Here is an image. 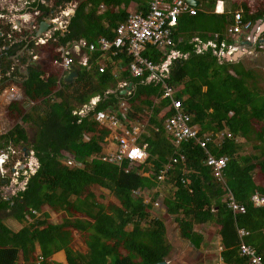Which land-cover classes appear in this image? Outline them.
<instances>
[{
    "label": "trees",
    "instance_id": "16d2710c",
    "mask_svg": "<svg viewBox=\"0 0 264 264\" xmlns=\"http://www.w3.org/2000/svg\"><path fill=\"white\" fill-rule=\"evenodd\" d=\"M66 1L70 0H55L54 5ZM146 1L74 0L67 31L55 34V42L42 46L48 52L47 66L28 65L26 77L14 73L23 101L7 107L10 130L0 136V142L6 139L4 147L12 144L32 150L39 169L16 197L5 202L0 196V214L22 227L14 232L0 218V264H161L172 252L167 226L159 219H151L150 204L134 191L158 187L160 171L177 155L184 162L172 166L160 185L170 190L162 205L168 216L180 218L181 240L199 249L208 237L203 228L214 225L223 263L249 264L239 253L238 230H245L249 232L246 244L264 259V208H255L251 202L256 194L264 196L262 78L240 63H221L211 52L197 54L190 43L195 36L205 39L209 34L222 33L229 25L227 17L201 10L194 16L181 15L172 46L161 50L148 45L142 53L154 64L162 63L170 50L188 54L172 62L166 83L176 87V98L180 99L182 111L191 117L190 126L198 129L200 139L224 134L217 147L208 145L211 155L228 159L222 183L213 179L205 166V152L194 143L173 147L163 130L164 120L174 112L170 101L158 100L161 86L146 83V74L132 77L127 69L131 60L125 54L88 53L87 65L79 66L78 77L69 85L63 82L66 72L52 64L54 59L60 60L57 47H71L82 41L96 43L99 38L112 41L117 25L128 18L130 5L136 3L144 12ZM206 1L208 9L218 5L217 0ZM248 3H242L244 19L256 22L264 16V3L255 10L248 8ZM236 6L234 3V9ZM23 46H17V51ZM9 53L8 58L0 60L3 75L11 65ZM103 55L105 68L100 73L98 60ZM119 81L132 83L129 95L113 91ZM108 90L113 92L106 93ZM96 96L100 100L93 111L84 117L72 114ZM120 101L129 107L132 119L141 118L144 106L150 111L145 133L137 141L147 145V159L128 173L124 171L127 162L118 167L101 161L108 130L94 118L100 111L117 109ZM25 125L35 129L31 140ZM245 145L252 151L245 153ZM65 158H71L77 166H67L62 162ZM94 189L100 191L98 196ZM229 192L244 209L242 213L234 215L227 208L224 200ZM106 194L111 200L104 203ZM157 198L155 193L152 200ZM40 213L43 218L36 219ZM50 213L61 215V221L51 223ZM76 232L81 249L87 252L74 248Z\"/></svg>",
    "mask_w": 264,
    "mask_h": 264
},
{
    "label": "built area",
    "instance_id": "2783aa9c",
    "mask_svg": "<svg viewBox=\"0 0 264 264\" xmlns=\"http://www.w3.org/2000/svg\"><path fill=\"white\" fill-rule=\"evenodd\" d=\"M54 1L0 0V26L7 27L10 30L7 34L2 33L0 30V39L8 43L16 41L18 44L25 43L26 45V47L24 45L25 49H21L17 56L13 57V62L4 75L0 68V82L6 79H12L13 81L7 97L9 104L23 101V94L18 88L19 79L13 77L17 70L21 72L22 69H26V66L19 59L20 54L28 55L30 62L37 63L39 61L38 49L48 45L50 41L55 42V34L63 35L67 31L69 21L74 14L75 2L70 0L54 5ZM217 1L218 5H220V0ZM247 1H250V4H248L250 9L253 8L255 1L264 3V0ZM218 5L213 10L214 13H217ZM100 8L103 10V6H100ZM121 9H124V7L121 6ZM198 10H200V6L194 7L187 0H147L144 12L134 10L130 12L126 21L117 25L114 31L115 37L112 41L106 38H99L96 43L82 41L79 44L72 45L79 52L78 59L69 55L67 48L71 47H57L55 52L59 54L60 60L56 58L52 61V64L66 72L75 63L79 66H86L88 53L90 52H111L112 55L117 53L125 54L131 60L127 69L132 77L142 78L146 74V83L153 82L161 86V94L158 100L168 99L170 101L174 112L164 120L163 130L171 138L173 147L178 149L182 143H194L205 152V166L211 170L213 179L222 183L228 159L226 157L216 158L211 155L208 152V145L213 144L217 147L218 143L223 140L224 134H218L214 137L206 135L203 139H200L198 137V129L190 126L191 117L182 111L180 99L176 98V87L166 83L172 62L182 57L186 58L188 54L183 56L176 50H170L169 55L160 64H154L142 56L148 45L156 46L161 50H166L172 46V36L178 18L185 14L194 16ZM44 21L48 22V28L45 32H40L38 36L40 25ZM257 21L260 22L256 25ZM257 21H245L244 12L240 11L233 15L232 24L226 29L225 33L209 34L205 39L195 36L190 43L194 45L197 54L211 52L223 63L226 62V56L232 57L238 53H242L241 55L244 56L250 54L252 48L255 51L258 48H262L261 45H264V16ZM253 29L254 32L252 33ZM180 40L181 38H179ZM244 43H251V46L248 47ZM98 65V71L102 73L105 68L104 55L102 59L98 60ZM127 84L128 82L126 81H119L117 83L118 90L116 91L124 89ZM112 92V90H108L106 93ZM130 92H127L126 95H129ZM4 93L5 91L3 95ZM99 100V96L91 98L87 104L82 105L81 108L73 111L72 114L78 117L86 116L94 110ZM129 111L126 103L120 101L117 109H106L94 116L98 125L108 130V135L103 139L105 149L104 154L100 157L101 161L112 163L118 167L127 162L128 166L124 170L125 173H128L135 164L143 163L148 156L147 145H139L137 142L144 134L148 121H143L142 118H130L128 115ZM154 130L157 131V128H154ZM85 139L88 140V137H85ZM8 151L12 152V155H17L16 151H12V149H8ZM2 158L4 160H1ZM14 159L13 157L9 159L7 153H3L0 150V178L9 180L10 187H22L23 189L29 178L36 174L39 169V163L32 150L28 151V156L25 160L19 159L18 155ZM7 161L11 164L9 165ZM62 162L70 167L77 166V163L71 158H65ZM183 162L184 158L180 155L173 158L170 164L160 171L157 177L158 182L163 181V177L172 166ZM21 167H23L22 170H20ZM155 193V189L134 191V195H141L145 203H150V199ZM162 201L158 197L152 203L156 211H163ZM224 202L234 215L244 211L237 204L231 192L228 193ZM251 202L255 208H264V196L256 194L252 197ZM238 236L241 241L239 246L240 255L247 258L249 264H264L263 257L245 242L249 232L238 230Z\"/></svg>",
    "mask_w": 264,
    "mask_h": 264
},
{
    "label": "rangeland",
    "instance_id": "374dc122",
    "mask_svg": "<svg viewBox=\"0 0 264 264\" xmlns=\"http://www.w3.org/2000/svg\"><path fill=\"white\" fill-rule=\"evenodd\" d=\"M239 1H241V0H239ZM260 6H261L260 1H255V4H253V10L260 9ZM133 9L134 8L130 9L129 11L132 12V11H134ZM261 46H262V48L261 49L258 48V50H256V51L254 50V48H252V52L250 54H246L243 57H241V59L239 61L237 60L238 61L237 63H240L241 65H243V67L246 70L254 71V73H256V75H259L262 78V82L260 84V87L264 91V45H261ZM68 52H69V55L71 57H74L70 50H68ZM43 55L46 56L45 54H43ZM46 64L44 63V65L42 67H46L47 66ZM117 88H118V86L116 85L115 89L113 91L118 90ZM24 108H25V110H28L29 107L25 106ZM143 108L145 110L140 114L141 118L143 119V121H148V118L150 116V111L145 106ZM5 111L6 110L2 107V110H0V115H3L5 113ZM24 127H25V129H26V131L28 133L29 139L31 140L33 138V134L35 133V129L34 130L29 129V127L26 126V125ZM0 129H1L0 130V136L5 135L8 132V129H9V127L7 126L3 116L0 117ZM3 142L5 143L6 139H4ZM1 146H3V147L1 148ZM4 146L5 145H0V150H2L3 153H8L7 157L9 159L11 157H13V159H14V157H16L17 155H18L19 158L20 157L22 158V151H23L24 148H26L24 146L22 148L13 147L12 144L8 145V147H4ZM244 148H245V153H249V152L252 151L251 147L249 145H245ZM8 149H12V151L13 150L16 151L17 155H12V152H9ZM62 161H63V159H62ZM7 163L9 165L11 164L9 161H7ZM3 188H4V190L2 192H4L6 194L7 190L9 191L11 187L10 186L8 187V185H5V186L2 185L0 190H2ZM154 189L156 190V193L158 194V197L161 198L162 200L166 199V197L168 196L167 195L168 192H170L168 187H167V189L165 187L163 188L160 185V183H159L158 187H156ZM93 192L95 193L96 196H98V194L100 193V191H98L97 189H94ZM6 196H7V194H6ZM110 200H111L110 195L106 194V197L102 200V202L107 203ZM153 202H154V200L150 199V203H146V204H150V208H149L150 217H151V219H159V220H161L167 226V228L169 230L168 240L174 246L172 248L171 255L167 258L168 260L170 258H172L171 257L172 254L173 255L176 254V256H178V258H182L183 257V259H185V262H182V263H179V264H207V261L210 262V264H214V261H217V262L222 261V259H220L221 257L217 256V255H219V250H217V249L214 250L213 249L214 246L212 248L211 247H207L206 250L208 251V253L205 252L203 254V252L194 251L193 248H191L192 246L190 245V243L188 244V242L181 240L180 239V230H179V226H178V220L180 218L178 219L176 217L168 216L166 214V211H165L164 208H163V211L162 210L156 211L153 208V205H152ZM41 214L42 213L36 214L35 218L36 219H42L43 216H41ZM60 216L61 215H59V214L57 215V214L50 213L49 214V221L51 223L58 224L61 221ZM1 218H2V222L4 223V225L8 229H11L14 232H17V231L20 230V228H22L12 218H8L7 215H5V214H1ZM29 222L31 223V220H29ZM203 229L204 230H207V229L210 230L208 232L207 231L204 232V230H203V232L205 234H207V236L209 235L206 238V242L211 244V242H213V239L215 240L214 237H217V227L214 226V225H207V227L205 226ZM199 230L201 231L200 228H199ZM74 235L76 236L75 237L76 238L75 241L77 243V245H75L74 248L76 250H80L81 252H87V250L85 248L81 249L82 243L80 242L79 234L76 232V233H74ZM175 239L177 241H175ZM186 245H188V246H186ZM182 246H184V248H182ZM178 248H180L181 250L183 249V251H179V254L176 252V249H178ZM209 251H215L217 253V255L215 253L210 255ZM220 253H221V251H220ZM215 255L217 256V258H215ZM18 262H20V261H18ZM222 263H223V261H222ZM20 264H22V262Z\"/></svg>",
    "mask_w": 264,
    "mask_h": 264
},
{
    "label": "crops",
    "instance_id": "0c3cea01",
    "mask_svg": "<svg viewBox=\"0 0 264 264\" xmlns=\"http://www.w3.org/2000/svg\"><path fill=\"white\" fill-rule=\"evenodd\" d=\"M199 1V6H200V10L204 13V14H210V15H216V16H221V15H224L225 17H227V20H228V22H229V25L226 27V29L232 24V20H233V15L235 14V13H238V12H240V11H242V12H244V10H243V8H242V3L243 2H246L247 0H241V1H239V0H220V8H221V10H218V8H217V13H214V9H208L207 8V4H208V1H206V0H198ZM249 3L248 4H250V1H248ZM234 3H236L237 4V8L236 9H234ZM262 4V3H261ZM132 8H134L133 10H140L139 9V7H138V4H136V3H133V4H131L130 5V7H129V9L128 10H130V9H132ZM249 8V7H248ZM251 10H253V8L251 9ZM222 12V13H221ZM44 22H46V21H44ZM42 24V23H41ZM49 25V24H48ZM48 25H47V28H48ZM226 29H224L223 31H222V34L223 33H225L226 32ZM0 30H1V32L3 33H5V34H7V33H9V28H7V27H1L0 26ZM3 30V31H2ZM47 30V29H46ZM45 30V31H46ZM39 31H40V28H39ZM45 31H42V32H45ZM38 36H39V34H38ZM16 40V39H15ZM22 44H24L25 45V43H21V44H18V42H10V43H8V42H6L5 40H2V39H0V51L1 50H3V51H1L0 52V60L1 59H3L5 56L7 57V52H11V53H9L8 54V56H9V61L12 63L13 62V57H15V56H17V54H18V52L19 51H17V46H19V45H22ZM25 47H26V45H25ZM25 47L23 46L22 47V50L23 49H25ZM260 49V48H259ZM67 50H70L71 51V53H72V55L76 58V59H78V57H79V52H78V50L77 49H74V46L72 47L71 46V48L69 49V48H67ZM25 52V51H24ZM25 54H26V52H25ZM37 54H39L38 56H39V61L37 62V63H32V62H30V59H29V57H27L26 55H24V54H20V57H19V59L21 60V62L23 63V61H24V65L26 66V69H22V71L21 72H19L18 70H17V73H19L20 74V76H24V77H26L27 76V66L29 65V66H38V67H40V68H44V67H42L43 65H44V63L46 64H48V62H49V57H48V52L46 51V50H44L42 47L41 48H39L38 49V51H37ZM43 54H45L46 56H44ZM5 57V58H6ZM44 57V58H43ZM8 58V57H7ZM46 64V65H47ZM75 65H77V64H75ZM11 66V65H10ZM10 66L8 67V69L10 68ZM1 68V67H0ZM8 69H6V70H8ZM12 79H10V80H5V81H3V82H0V110H2V107L7 111V107L10 105L7 101H8V99H7V97H8V93H9V89L12 87ZM5 91V93H4V95H3V92ZM5 111V113L3 114V115H0V117H4V120H5V122H6V124H7V126H8V123H7V121H6V112ZM129 115V114H128ZM9 127V126H8ZM1 130V129H0ZM10 130V127H9V129H8V131ZM0 145H5L4 143H1L0 142ZM0 192H2L1 190H0ZM207 232L208 231H210V230H206ZM169 233V230H168V228H167V234ZM209 236V235H208ZM215 238V240L213 239V242H211V244H209V243H204L199 249H196V248H194L191 244V248H193V250L194 251H198V252H203V254L206 252V253H208V251L206 250L207 249V247H213L214 246V250H219V255H217V253L215 252V251H209L210 252V255L211 254H216L218 257H220V251L222 252V248L220 247V238L219 237H214ZM181 239V238H180ZM175 241H177L176 239H175ZM188 244H189V242H188ZM172 245V244H171ZM185 246V245H184ZM184 246H182V248H184ZM186 246H188V245H186ZM174 246L172 245V248H173ZM179 251H183V249L181 250L180 248H178V249H176V252L179 254ZM183 253V252H182ZM37 254H38V250H37ZM177 254V255H178ZM215 255V258H217V256ZM62 257H63V255H61ZM172 258H170L168 261H170L171 262V264H179V263H182V262H185V259H183V257L182 258H178V256H176V254L175 255H173L172 254V256H171ZM221 259V258H220ZM217 260V259H216ZM211 261V260H210ZM210 264V262H208L207 261V264ZM214 264H224V263H222V261H220V262H217V261H214Z\"/></svg>",
    "mask_w": 264,
    "mask_h": 264
},
{
    "label": "water",
    "instance_id": "95a60500",
    "mask_svg": "<svg viewBox=\"0 0 264 264\" xmlns=\"http://www.w3.org/2000/svg\"><path fill=\"white\" fill-rule=\"evenodd\" d=\"M187 1H188L189 4H191L194 7H198L199 6V1L198 0H187ZM259 22L260 21H257L256 25L259 24ZM47 25H48V22H42V24L40 25V31H39L38 34H40V32H42V31H45L47 29ZM253 32H254V29L252 30V33ZM244 44L246 46H248V47L251 46L250 45L251 43H244ZM241 54L242 53H238V54H236V55H234L232 57L226 56L225 57V61L226 62L229 61V62H232V63H236L237 60L242 57ZM79 71H80V67L78 65H75V64L71 65L68 68L67 72L63 76L64 84H66V85L71 84L78 77ZM131 89H132V83L129 82L124 89L119 91V95L125 96L127 94V92L131 91ZM28 151L29 150L26 149V148L23 149V151H22L23 159L27 158ZM22 169H23V167L20 168V170H22ZM161 264H167V261H164Z\"/></svg>",
    "mask_w": 264,
    "mask_h": 264
},
{
    "label": "flooded vegetation",
    "instance_id": "af4514ba",
    "mask_svg": "<svg viewBox=\"0 0 264 264\" xmlns=\"http://www.w3.org/2000/svg\"><path fill=\"white\" fill-rule=\"evenodd\" d=\"M21 148H22V147H21ZM26 149L29 150V148H27V147H26ZM19 159L25 160V159H23V155H22V158L20 157ZM0 180H1V181H0V188H1L2 185H3V186L8 185V187L10 186V184H9V180H4V179H1V178H0ZM6 182H7V183H6ZM26 185H27V184H26ZM26 185L23 186V189H22V187H11L10 190H9V191L7 190V192H6L7 196H6V194H5L4 192H0V196H1V198H2L5 202H8V201H10L12 198L16 197V195H17L19 192L24 191ZM14 188H15V189H14ZM3 190H4V188H3L1 191H3ZM1 214H2V213H1ZM1 214H0V218H1ZM165 261H167V264H171V262L168 261V259H166Z\"/></svg>",
    "mask_w": 264,
    "mask_h": 264
},
{
    "label": "clouds",
    "instance_id": "9594fccd",
    "mask_svg": "<svg viewBox=\"0 0 264 264\" xmlns=\"http://www.w3.org/2000/svg\"><path fill=\"white\" fill-rule=\"evenodd\" d=\"M259 20H260V19H259ZM242 57H243V56H242ZM240 59H241V58H239L238 61H239ZM238 61H237V62H238ZM237 62H236V63H237ZM223 63H224V62H223ZM225 63H232V62H225ZM236 63H233V64H236ZM75 64H76V63H75ZM77 65H78V64H77ZM78 66H79V65H78ZM66 72H67V71H66ZM131 90H132V89H131ZM29 150H30V149H29ZM1 160H4V158H2Z\"/></svg>",
    "mask_w": 264,
    "mask_h": 264
},
{
    "label": "bare ground",
    "instance_id": "6f19581e",
    "mask_svg": "<svg viewBox=\"0 0 264 264\" xmlns=\"http://www.w3.org/2000/svg\"><path fill=\"white\" fill-rule=\"evenodd\" d=\"M115 57V56H114ZM90 63V62H89ZM8 154V153H7ZM21 154V153H20ZM37 174V173H36ZM1 181V180H0ZM28 182V181H27ZM7 183V182H6Z\"/></svg>",
    "mask_w": 264,
    "mask_h": 264
}]
</instances>
